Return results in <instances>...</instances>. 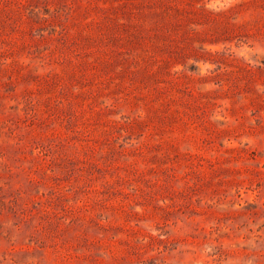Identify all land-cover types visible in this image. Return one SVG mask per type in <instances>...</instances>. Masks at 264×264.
Segmentation results:
<instances>
[{"label":"rangeland","instance_id":"rangeland-1","mask_svg":"<svg viewBox=\"0 0 264 264\" xmlns=\"http://www.w3.org/2000/svg\"><path fill=\"white\" fill-rule=\"evenodd\" d=\"M0 264H264V0H0Z\"/></svg>","mask_w":264,"mask_h":264}]
</instances>
